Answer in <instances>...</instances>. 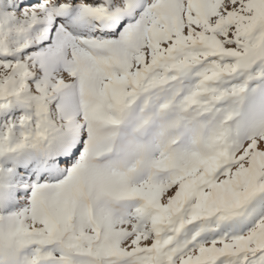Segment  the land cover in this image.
Returning <instances> with one entry per match:
<instances>
[{"label": "snow or ice", "instance_id": "snow-or-ice-1", "mask_svg": "<svg viewBox=\"0 0 264 264\" xmlns=\"http://www.w3.org/2000/svg\"><path fill=\"white\" fill-rule=\"evenodd\" d=\"M0 264H264V0H0Z\"/></svg>", "mask_w": 264, "mask_h": 264}]
</instances>
